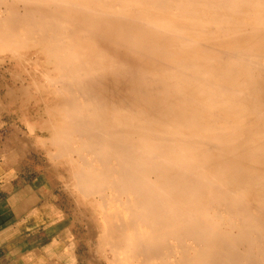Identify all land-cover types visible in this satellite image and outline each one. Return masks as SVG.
Returning a JSON list of instances; mask_svg holds the SVG:
<instances>
[{
  "label": "bare ground",
  "instance_id": "6f19581e",
  "mask_svg": "<svg viewBox=\"0 0 264 264\" xmlns=\"http://www.w3.org/2000/svg\"><path fill=\"white\" fill-rule=\"evenodd\" d=\"M3 62L53 264H264V0H0Z\"/></svg>",
  "mask_w": 264,
  "mask_h": 264
},
{
  "label": "crops",
  "instance_id": "0c3cea01",
  "mask_svg": "<svg viewBox=\"0 0 264 264\" xmlns=\"http://www.w3.org/2000/svg\"><path fill=\"white\" fill-rule=\"evenodd\" d=\"M5 124L0 121V264H53L49 240L30 216L40 206L32 185L41 179L43 194L53 197L52 180L43 175L34 134ZM47 204L59 209L51 198Z\"/></svg>",
  "mask_w": 264,
  "mask_h": 264
},
{
  "label": "rangeland",
  "instance_id": "374dc122",
  "mask_svg": "<svg viewBox=\"0 0 264 264\" xmlns=\"http://www.w3.org/2000/svg\"><path fill=\"white\" fill-rule=\"evenodd\" d=\"M10 65L4 62L0 63V106H1L0 107V121L6 123L5 125L11 126V127L15 126L16 131L25 133L27 129H26V126L20 121L21 111L19 110V104H18L20 103L22 99V97L19 98L18 96L19 95L18 93L20 91L21 82L19 79H16V74H14L16 73V67L12 68ZM17 81L19 82V84ZM13 91L14 93L11 96V93ZM18 100L19 102H17ZM28 103L29 104L27 108L30 111H27V114L31 116H35L36 113L30 109L34 101L31 100ZM31 134L35 135V133H31ZM36 134L38 136L41 135L40 132H37ZM37 148H38L39 159L41 160V168L44 171L43 175L46 176L47 178H50L53 183V197L51 195L48 197V195L43 194L47 190L43 189L44 183L42 182L41 179L40 180L36 179V181L32 185V189H34L36 193L40 194L39 196L47 199L48 201L51 198V201L54 202L58 206L61 213L63 214V220H66L67 222L66 226L70 228L73 239L74 241H76L74 252L78 253L77 251H78V242L80 238V233H78L77 225L74 221L75 220L74 215L76 214L75 210L73 209V205L71 204V202L68 201L70 199H67V197L63 193L61 186H60L61 184L59 182L57 183V179L53 178L50 174H49L50 176L47 175L48 173L46 171L47 170L46 156L42 149H40L39 147Z\"/></svg>",
  "mask_w": 264,
  "mask_h": 264
}]
</instances>
